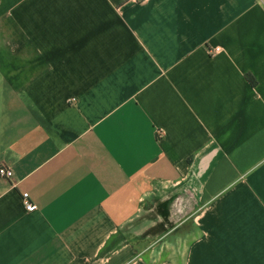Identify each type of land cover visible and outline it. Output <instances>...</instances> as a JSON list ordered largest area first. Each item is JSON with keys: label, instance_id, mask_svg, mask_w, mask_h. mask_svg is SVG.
<instances>
[{"label": "crops", "instance_id": "0c3cea01", "mask_svg": "<svg viewBox=\"0 0 264 264\" xmlns=\"http://www.w3.org/2000/svg\"><path fill=\"white\" fill-rule=\"evenodd\" d=\"M0 165V264H264V0H0Z\"/></svg>", "mask_w": 264, "mask_h": 264}, {"label": "built area", "instance_id": "2783aa9c", "mask_svg": "<svg viewBox=\"0 0 264 264\" xmlns=\"http://www.w3.org/2000/svg\"><path fill=\"white\" fill-rule=\"evenodd\" d=\"M218 50L219 48L214 49L215 52ZM11 177H12V171L3 165H0V178L9 180ZM21 203L24 210L27 212H33L36 210V206L29 200L27 193H22Z\"/></svg>", "mask_w": 264, "mask_h": 264}, {"label": "trees", "instance_id": "16d2710c", "mask_svg": "<svg viewBox=\"0 0 264 264\" xmlns=\"http://www.w3.org/2000/svg\"><path fill=\"white\" fill-rule=\"evenodd\" d=\"M247 78L249 79V81H250L251 83L254 82L253 79H252L250 76H247Z\"/></svg>", "mask_w": 264, "mask_h": 264}]
</instances>
